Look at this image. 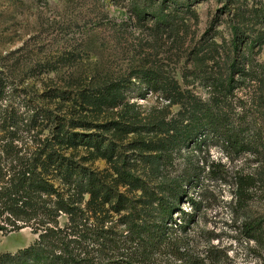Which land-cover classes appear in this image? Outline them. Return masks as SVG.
I'll list each match as a JSON object with an SVG mask.
<instances>
[{
  "label": "trees",
  "instance_id": "obj_1",
  "mask_svg": "<svg viewBox=\"0 0 264 264\" xmlns=\"http://www.w3.org/2000/svg\"><path fill=\"white\" fill-rule=\"evenodd\" d=\"M129 1L124 15L135 26L173 27L176 9L166 0ZM237 15L228 75L205 101L158 70L139 67L70 89L49 79L75 56L28 63L24 47L0 54V234L29 228L37 235L0 253V264H202L181 205H196L194 176L171 174L182 148L204 135L234 158L252 154L256 171L235 175L239 203L249 205L263 189L264 61L254 50L264 46V0ZM247 87L248 108L238 97ZM150 93L165 106L145 110L132 101ZM239 108L235 123L230 114ZM174 214H181L177 226ZM243 231L264 248L263 215L247 218Z\"/></svg>",
  "mask_w": 264,
  "mask_h": 264
},
{
  "label": "rangeland",
  "instance_id": "obj_2",
  "mask_svg": "<svg viewBox=\"0 0 264 264\" xmlns=\"http://www.w3.org/2000/svg\"><path fill=\"white\" fill-rule=\"evenodd\" d=\"M153 1L158 4L164 0ZM166 1L169 10L176 9V19L173 27L162 31L151 29V22L138 27L129 21L124 15L131 7L129 0H121V5L114 0H0V54L24 47L21 57L28 63L73 55L75 61L61 66L49 79L53 86L70 89L119 77L139 67L158 70L174 76L205 101L217 90L219 79L228 75L230 27L237 22L239 8L247 2L252 5L253 0ZM172 3L178 7L173 8ZM211 45L215 49L209 54ZM254 54L264 61V46L256 47ZM238 92L248 108L251 88ZM132 101L145 110L165 106L151 93ZM178 108L173 106L172 111ZM239 110L232 109L230 114L235 123H239ZM257 121L264 123L262 117ZM194 140L182 148L171 168L173 176L183 172L194 176L189 195L196 205L181 202L192 216L188 234L193 253L202 264H264V248L249 241L243 231L247 218L264 216V167L258 199L242 205L235 175L240 169L256 171L259 164L251 162L252 154L234 158L213 136ZM97 165L104 166L102 162ZM173 218L175 226L181 223V214ZM36 237L29 228L0 234V253L27 247Z\"/></svg>",
  "mask_w": 264,
  "mask_h": 264
}]
</instances>
